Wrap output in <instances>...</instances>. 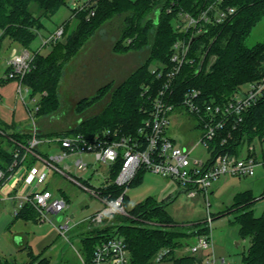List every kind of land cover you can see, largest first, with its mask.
I'll list each match as a JSON object with an SVG mask.
<instances>
[{
    "label": "trees",
    "instance_id": "trees-1",
    "mask_svg": "<svg viewBox=\"0 0 264 264\" xmlns=\"http://www.w3.org/2000/svg\"><path fill=\"white\" fill-rule=\"evenodd\" d=\"M212 1L214 0H100L93 18H87V11L79 14L73 12L72 18L79 24L69 37L66 34L70 21L62 25L63 38H69L63 51L58 54L52 49L47 55L34 52V69L23 79V84L31 91V97L39 96L36 115L49 116L59 110L58 87L63 75V61L74 56L87 36L92 35L103 21L124 14L122 38L116 44V50L125 51L122 45L129 39L127 48L141 50L145 46H151L149 60L114 89L108 84L100 88L94 97L82 100L78 105L81 112L111 92L108 103L98 115L80 121L78 128L61 136L82 133L92 138L106 130L118 131L121 135H138L140 128L150 118L152 100L161 85V80L157 73L152 72L151 65H168L172 46L180 38V34L174 29V19L181 11L195 15ZM64 5L66 0H0V49L3 42L9 40L30 50L32 42L44 28L43 19L52 17ZM227 5L237 8L234 16L223 24L212 26L194 44L192 56L196 59V66L185 67L186 73L178 80L179 101L185 91L197 89L201 92L202 100L224 104L245 85L264 78V42L252 47L247 45V39L253 30L264 20V0H232ZM59 42L61 40L51 46ZM203 59V66L196 73L195 68L200 66ZM147 87L150 89L145 93ZM30 138L29 132H15V127L0 120V169L7 173V178L11 175L9 168L14 162L18 144L26 145ZM224 138L226 133L223 132L210 143L214 156L225 152L237 154V149L245 140L251 142L257 138L263 141L264 98L244 115L233 139L223 144ZM36 163L33 156L26 160L28 168ZM121 167L122 159L110 167L104 187L98 189L103 197L114 199L122 194L123 189L114 184ZM146 172L141 170L130 187L139 184ZM261 199H264V192ZM257 201L258 198L251 190L241 192L235 195L233 204L227 211L239 213L234 223L239 226L240 238L249 241L242 264H264V211L262 216H255L254 205ZM127 203L128 196L124 199L126 209ZM167 206L165 202L157 203L153 198H148L127 215H121L118 225L101 230L92 229L91 235L81 238L86 257L90 258L102 241L120 236L128 245L132 264H151L162 249L169 250L168 256L174 255L178 248L185 247L182 242L185 238L209 233L206 225L192 232L181 231L168 213ZM15 219L38 222V214L27 204ZM43 254L35 255L28 248L30 262L25 264H51V260ZM173 259L176 264L193 261L190 256H173ZM0 264L18 262L16 259H5Z\"/></svg>",
    "mask_w": 264,
    "mask_h": 264
},
{
    "label": "rangeland",
    "instance_id": "rangeland-1",
    "mask_svg": "<svg viewBox=\"0 0 264 264\" xmlns=\"http://www.w3.org/2000/svg\"><path fill=\"white\" fill-rule=\"evenodd\" d=\"M87 2L88 0H66V5L57 13L50 18L43 19L44 28L32 42L30 51L38 52L42 47V37L54 33L68 21H70V26L66 35L69 37L79 24L74 17L72 18L73 11ZM124 18L123 14L103 21L92 35L87 36L77 53L63 61V75L58 87L60 108L55 114L49 116L37 117L36 105L39 102V96L32 98L31 92L23 89L24 100L22 101L18 97L19 80H5V59L7 61L10 59L13 49L9 48V43L4 41L0 54V120L8 125H24L23 127L27 123L32 125L34 120L38 132V121H42L46 123L48 130L53 132L48 134V137H51L65 135L78 128L80 121L98 115L108 103L111 92L85 111H79V103L84 99L94 97L100 88L108 84L114 89L121 84L116 82L118 79L131 76L149 60L151 55V46H145L141 50L127 48L130 43L129 39L123 42L122 46L125 51L116 50V44L122 38ZM67 36L54 46L49 45L43 48L41 54L47 55L52 49H55L58 54L61 53L69 42ZM260 42H264V20L253 30L247 39V45L252 47ZM13 46H16L14 47L17 48L16 51L22 49L17 44ZM154 67L157 66L151 65V69ZM199 67L202 68L201 65ZM18 130L19 127L15 128V132H19ZM168 133L169 135L173 133L179 145L192 146L198 142L202 131L198 127L197 120L181 109L174 113ZM47 146L49 145H44V149H47ZM250 147L254 148L252 152L249 151ZM236 153L240 158L251 156L260 162V165L256 167L255 175L246 178L233 176L220 178L214 183L213 192L208 201L209 211L214 218L212 238L216 256L226 258L231 264H242L243 254L249 241L240 238L239 226L234 223L239 213H228L227 211L232 206L236 194L252 190L258 198L254 205L255 216H262L264 211V199H261L264 192V140L257 138L251 142L245 140ZM207 155L205 148L200 145L193 152V156L198 158H204ZM85 160L94 164L91 158ZM108 172L107 165L96 164L92 170L87 172L76 170L75 173H69V176L87 185L90 189L96 190L104 187ZM52 184L51 189L57 185L66 192L69 202V208L64 213L55 217L50 216L53 224L16 220L14 205L10 202L0 203V261L16 259L18 264L28 263L30 262L28 248H31L35 255L44 253V257L49 258L51 264H82L81 257L86 256V253L81 238L91 235L92 229L101 230L119 224L121 215L107 217L103 224H94L91 217L103 210L104 204L91 192L78 186L72 179L62 175L58 176ZM127 196V213L139 203L153 198L157 203L168 204L167 211L181 231L192 232L206 225L208 210L203 197L199 195L191 198L188 192L182 190L179 184L172 179H166L147 171L139 184L129 188ZM67 219L71 222V228L62 234L57 227L65 224ZM182 242L185 244L184 248H178L174 255H169L161 263L154 260L151 264H176L173 256L177 258L189 256V247L197 242V238L190 236Z\"/></svg>",
    "mask_w": 264,
    "mask_h": 264
},
{
    "label": "built area",
    "instance_id": "built-area-1",
    "mask_svg": "<svg viewBox=\"0 0 264 264\" xmlns=\"http://www.w3.org/2000/svg\"><path fill=\"white\" fill-rule=\"evenodd\" d=\"M99 1L88 0L73 12L79 14L87 11V18H93ZM229 1L232 0H214L195 15L186 11L177 14L174 19V29L180 34V38L172 46L169 64L152 69L161 80V85L153 97L150 118L140 128L138 135H121L118 131L106 130L92 138L82 133L42 138L33 120L30 140L26 145L18 144V149L14 152V162L9 168L11 175L7 178V173L0 169V194L5 185L9 184L10 179L20 170H24V176L19 180L22 182V189L15 195L19 198V203L14 215L17 216L29 204L36 210L40 222L53 224L50 216H59L69 208L66 197L55 195L47 187L53 172H58L72 179L87 192H91L104 204V209L91 217L94 224H103L106 217L128 214L124 199L138 173L145 170L176 181L191 198L201 195L207 204L208 217L205 224L209 233L197 236V242L189 247V256L193 261L188 264H231L226 258L216 256L212 238L214 218L209 211L208 198L214 183L220 178L252 177L255 175L258 163L254 157L240 158L229 152L214 156L210 143L219 138L223 132L226 133L223 144L233 139L234 132L238 130L244 115L264 98V78L245 85L224 104L202 100L201 92L197 89L185 91L180 101L177 96L178 80L185 72V67L196 66V59L192 56L195 51L194 46L191 48L192 39L205 32L207 34L212 26L223 24L234 16L237 8L227 5ZM169 12L171 13L172 9ZM63 36L64 26H61L54 33L43 37L42 47L62 40ZM34 57V52L22 48L19 51L15 50L7 61L5 80H19L18 97L22 101L23 89L31 92L23 84V79L34 69ZM203 62L204 59L200 63L201 66ZM195 69L196 73L200 71V67ZM149 89L150 87H147L145 93ZM181 109L197 120L198 127L202 131L200 139L192 146L179 145L168 133L174 113ZM37 112L36 105V114ZM42 145H58L60 150L37 152ZM199 145L203 146L208 154L204 158L193 156ZM253 150V147L249 148L250 152ZM29 156L35 157L39 165L28 168L26 160ZM70 157H73L74 170L85 172L94 169L96 164L107 165L110 169L122 159L121 170L114 181L115 185L123 189L122 194L114 199L106 198L98 192V189H90L87 185L71 178L69 176V173H73L71 166L65 164L64 168L60 167ZM89 158L94 160V164L85 160ZM16 186L17 184L10 189L7 198L12 196ZM64 223L57 227L62 234L71 228L69 219ZM168 253V249H162L155 260L159 263L163 262ZM81 261L82 264H132L128 245L120 236L102 241L96 246L90 258L84 256L81 257Z\"/></svg>",
    "mask_w": 264,
    "mask_h": 264
},
{
    "label": "crops",
    "instance_id": "crops-1",
    "mask_svg": "<svg viewBox=\"0 0 264 264\" xmlns=\"http://www.w3.org/2000/svg\"><path fill=\"white\" fill-rule=\"evenodd\" d=\"M1 34H2V32H1V30H0V36H1ZM42 39H43V37H42ZM5 42H8L9 43V48H11V49H13V51H12V53L17 49V48H14V47H16V46H13V45H16V44H13L11 41H9V40H6ZM3 45V44H2ZM43 48H45V47H41V49L40 50H38V52H40V53H42V49ZM19 49H21V48H19ZM1 52H2V46H1V49H0V54H1ZM6 61H5V68H6V72H7V59H5ZM127 77L128 76H126V77H122V78H120V79H118L116 82H118V84H120V83H122V82H124L126 79H127ZM112 82H115V81H112ZM110 83V82H109ZM0 100H1V98H0ZM29 112H31L30 110H29ZM38 117V116H37ZM172 125V124H171ZM11 126H13V127H15V128H17V127H19V132H23V133H26V132H29L30 133V130H31V125H30V123H27V125L25 126V127H23L24 125H15V124H12ZM38 127H39V135L42 137V138H46V137H48V134L49 133H53V132H51L50 130H48V128L46 127V123L45 122H42V121H38ZM173 134V133H172ZM170 135L175 141H176V139L174 138V135ZM177 142V141H176ZM178 143V142H177ZM44 145H42L41 147H39V150L42 152V153H47V152H58L59 150H60V148H59V146L58 145H49V146H47V149H44L45 147H43ZM255 158V157H254ZM256 159V158H255ZM256 161H257V163H258V166L260 165V162L256 159ZM65 164H68L69 166H71V170L73 171V173H75V171L76 170H74V168L72 167V164H73V157H70L69 159H67L66 161H65V163L64 164H62V165H60V167H62V168H64V165ZM35 165H39V163H36ZM59 174V175H58ZM21 176H24V170H20L19 172H18V174L17 175H15L12 179H10V181H9V184L8 185H5V188H4V190H3V192L0 194V203H5V202H10V203H12L13 205H14V208H13V211L15 210V208L17 207V205H18V203H19V198H16L17 196H15L16 194H17V192L19 191L20 192V190L22 189V182L21 181H19L22 177ZM58 176H62V174H60V173H56V172H53V174L51 175V177H50V179H49V181H48V183H47V187L50 189V190H52L53 192H54V194L55 195H57V196H64V197H66L67 199H68V197H67V194H66V192L62 189V188H60L59 186H54V188H52L51 189V187L50 186H53V182H54V180H56V178H58ZM160 176V175H159ZM162 177V176H161ZM19 181V182H18ZM17 184V186L15 187V189H14V191H13V193L11 194L12 196L9 198H7V193L10 191V189H12L15 185ZM213 189V188H212ZM211 189V192H210V194H212V192H213V190ZM248 191V190H247ZM252 191V190H251ZM64 194V195H63ZM235 197V196H234ZM31 206V205H30ZM32 207V206H31ZM14 217H16L15 215H14ZM27 222V221H26ZM38 222H40V220H39V218H38ZM37 222V223H38ZM41 223H43V222H41Z\"/></svg>",
    "mask_w": 264,
    "mask_h": 264
},
{
    "label": "water",
    "instance_id": "water-1",
    "mask_svg": "<svg viewBox=\"0 0 264 264\" xmlns=\"http://www.w3.org/2000/svg\"><path fill=\"white\" fill-rule=\"evenodd\" d=\"M205 34H206V32L203 33L202 35L198 36V37H194V38L192 39V42H191V48L194 46L195 42L198 41V40H199L201 37H203ZM59 220H61V218H59Z\"/></svg>",
    "mask_w": 264,
    "mask_h": 264
}]
</instances>
